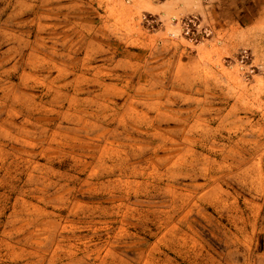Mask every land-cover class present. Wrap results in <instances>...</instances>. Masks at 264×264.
<instances>
[{
  "label": "rangeland",
  "instance_id": "rangeland-1",
  "mask_svg": "<svg viewBox=\"0 0 264 264\" xmlns=\"http://www.w3.org/2000/svg\"><path fill=\"white\" fill-rule=\"evenodd\" d=\"M0 264H264V0H0Z\"/></svg>",
  "mask_w": 264,
  "mask_h": 264
},
{
  "label": "built area",
  "instance_id": "built-area-1",
  "mask_svg": "<svg viewBox=\"0 0 264 264\" xmlns=\"http://www.w3.org/2000/svg\"><path fill=\"white\" fill-rule=\"evenodd\" d=\"M244 58H246V55L245 54L242 55V58H241L242 60L241 61H243Z\"/></svg>",
  "mask_w": 264,
  "mask_h": 264
}]
</instances>
